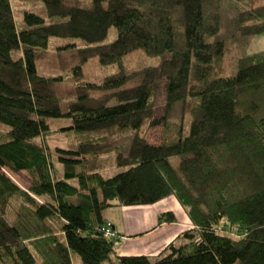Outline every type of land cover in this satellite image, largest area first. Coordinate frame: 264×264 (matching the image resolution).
I'll list each match as a JSON object with an SVG mask.
<instances>
[{
	"label": "trees",
	"instance_id": "16d2710c",
	"mask_svg": "<svg viewBox=\"0 0 264 264\" xmlns=\"http://www.w3.org/2000/svg\"><path fill=\"white\" fill-rule=\"evenodd\" d=\"M37 1L49 22L26 12L19 29L0 0V264H76L74 254L81 264H264V52L238 59L232 75L213 71L227 2L242 5L241 35L256 37L264 0ZM110 29L115 40L100 45ZM51 38L72 42L71 79L40 74ZM134 55L153 63L131 68ZM95 57L116 73L80 82ZM161 86L165 111L153 119ZM64 118L74 144L53 153L50 120ZM146 126L163 128L159 145ZM9 173H27L29 188ZM169 197L193 226L183 243L118 256L104 213Z\"/></svg>",
	"mask_w": 264,
	"mask_h": 264
},
{
	"label": "rangeland",
	"instance_id": "374dc122",
	"mask_svg": "<svg viewBox=\"0 0 264 264\" xmlns=\"http://www.w3.org/2000/svg\"><path fill=\"white\" fill-rule=\"evenodd\" d=\"M11 4L14 12L16 25L19 29L23 28L24 26V14L26 12L35 13L46 19L47 22H49L44 5L37 0H11ZM241 7V4L235 3L233 1L227 2L226 16L222 31L224 38H226L227 49L225 56L221 59L216 60L213 64V71L217 76L232 75L235 72L238 59L248 55L264 52V34L256 37H243L239 32L238 14L239 9ZM115 38V30L110 29L107 39L100 45L110 44L115 40ZM70 42L71 41L65 39L51 38L50 47L47 51L48 55L44 59H42L38 64L40 74L47 77L64 76L68 79L70 78L69 72L71 73V68L73 67V65L68 64V61H72V58L70 54H63L66 52L65 48H68L66 46L69 45ZM76 45L78 47H84V44L80 41H76ZM145 63H153V61L147 59L146 57L134 55L130 58L129 65L131 68H137L138 66H141V64L143 65ZM116 71V67L101 66L98 62V59L95 57L88 60L83 65L84 76L83 80L80 82L99 84L106 76H110L116 73ZM66 89L67 86L61 87L60 93L63 94L64 90ZM146 93L147 91L144 90L139 91L137 98L144 97ZM129 99L130 98L124 96L121 101H127ZM165 100V93L163 90V86H161L157 98V106L155 108L153 119H159L163 117L165 111ZM75 111L81 110L75 109ZM177 112H179V110ZM50 123L52 126V132L49 134L46 141L49 144L50 149L53 153H57L58 148L65 149L69 145L74 144V140L70 139L73 132L69 130V127L71 126V121L69 119H54L52 121L50 120ZM6 129L7 127L0 128L1 133L6 132ZM142 135L146 137L147 141L150 144L159 145L162 141L163 128L161 126L155 128L146 126L142 131ZM125 138H128L130 140L133 137L131 134H127L123 135L122 140ZM122 140L120 139L118 143H120ZM9 175L18 185H20L24 189L29 188L31 180L27 173H20L16 175L9 173ZM171 199H173L175 205H179L174 198ZM180 209L184 211L183 208ZM108 214L110 218L115 222V224L119 225L125 220V216L121 208L111 209L110 211H108L107 215ZM104 216L106 217V213ZM143 243L139 244V246ZM133 245L135 247L138 246V244ZM130 247V244H128L127 242L119 241L116 243V254H120V252L130 249ZM73 260L76 262V264H81V259L78 255L74 254Z\"/></svg>",
	"mask_w": 264,
	"mask_h": 264
},
{
	"label": "crops",
	"instance_id": "0c3cea01",
	"mask_svg": "<svg viewBox=\"0 0 264 264\" xmlns=\"http://www.w3.org/2000/svg\"><path fill=\"white\" fill-rule=\"evenodd\" d=\"M171 198L174 197L149 206L116 207L121 208L125 216V220L119 225L115 224L109 214L107 215L108 211L114 208L105 212V220L121 237L120 241L127 242L131 246L130 249L120 252L118 256L157 257L163 254L171 244L183 243L182 235L193 229V226L186 212L180 209L181 205L179 203L180 207L175 205ZM164 213L174 214L175 222L160 224L159 217ZM141 243L143 244L139 246ZM133 244L138 246L135 247Z\"/></svg>",
	"mask_w": 264,
	"mask_h": 264
},
{
	"label": "built area",
	"instance_id": "2783aa9c",
	"mask_svg": "<svg viewBox=\"0 0 264 264\" xmlns=\"http://www.w3.org/2000/svg\"><path fill=\"white\" fill-rule=\"evenodd\" d=\"M103 231L105 233V237L107 238H113L115 236L111 225H108Z\"/></svg>",
	"mask_w": 264,
	"mask_h": 264
}]
</instances>
